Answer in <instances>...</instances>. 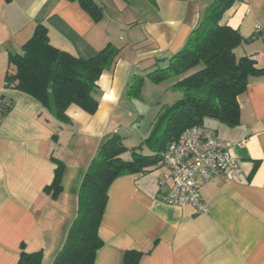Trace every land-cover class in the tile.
Wrapping results in <instances>:
<instances>
[{
  "label": "crops",
  "instance_id": "crops-1",
  "mask_svg": "<svg viewBox=\"0 0 264 264\" xmlns=\"http://www.w3.org/2000/svg\"><path fill=\"white\" fill-rule=\"evenodd\" d=\"M92 1L103 10L99 21L77 1L0 0V100L10 106L0 121V264H17L22 250L41 252V264L53 263L100 147L114 134L128 149L137 147L158 115L145 135L131 138L145 111L142 96L125 93L130 76L165 67L215 0ZM38 25L53 48L77 58H91L107 44L119 49L97 82L94 115L72 105L61 122L34 98L5 87L9 56L21 52ZM220 25L243 40L235 56L264 70V36L256 31L264 29V0H235ZM238 102V125L209 122L217 139L230 144L239 171L233 181L215 178L201 186L206 212L159 200L169 183L165 172H153L163 166L119 177L108 188L94 264H121L127 251L142 253L139 264H264V72L249 79ZM53 158L63 167L56 197L45 191L54 177Z\"/></svg>",
  "mask_w": 264,
  "mask_h": 264
},
{
  "label": "trees",
  "instance_id": "trees-1",
  "mask_svg": "<svg viewBox=\"0 0 264 264\" xmlns=\"http://www.w3.org/2000/svg\"><path fill=\"white\" fill-rule=\"evenodd\" d=\"M69 1H77L94 21L103 17L102 8L92 0ZM234 1L215 0L191 30L183 47L167 59L165 67L145 76H130L125 88L130 98L141 100L145 78L153 84L173 80L170 89L180 92L182 98L160 109L149 136L137 147L128 149L117 134L100 147L85 171L78 192L77 215L52 264H94L96 251L102 246L98 230L107 192L115 179L163 166L162 151L189 127L209 126L212 121L229 127L239 124L238 98L246 91L249 79L264 70L257 69L251 58L235 56L234 49L243 40L237 30L220 25L223 14ZM118 53L119 49L107 44L91 58L71 56L53 48L46 29L38 25L21 52L9 56L5 87L34 98L61 122L67 121L66 110L72 105L94 115L98 109L97 82L117 61ZM9 109L10 106L2 116ZM162 124L160 135L155 137ZM53 161L54 177L45 191L56 197L61 191L63 167L58 160L53 158ZM141 257L140 252L127 251L121 264H139ZM41 260V252L22 250L17 264H41Z\"/></svg>",
  "mask_w": 264,
  "mask_h": 264
},
{
  "label": "built area",
  "instance_id": "built-area-1",
  "mask_svg": "<svg viewBox=\"0 0 264 264\" xmlns=\"http://www.w3.org/2000/svg\"><path fill=\"white\" fill-rule=\"evenodd\" d=\"M256 31L264 36V29ZM9 104L0 100V121ZM242 143V142H240ZM165 168L167 191L160 201L174 207H191L195 214L206 212L200 197L202 185L215 178L233 181L238 175L239 162L230 153V144L220 141L208 126L195 125L185 129L177 140L167 144L161 153Z\"/></svg>",
  "mask_w": 264,
  "mask_h": 264
},
{
  "label": "rangeland",
  "instance_id": "rangeland-1",
  "mask_svg": "<svg viewBox=\"0 0 264 264\" xmlns=\"http://www.w3.org/2000/svg\"><path fill=\"white\" fill-rule=\"evenodd\" d=\"M131 11L130 13H132ZM148 83H144V86L141 91V96L144 99L143 109H144V115L142 117L141 124L139 126V129L136 132H133V136L131 138L136 139L138 136H143L146 134L150 127L151 121H153L156 113L160 111L161 108L165 106H172L177 101H179L182 98V95L180 92L172 91L170 89V84L173 83V80H167L165 82H162L160 84H153L147 79ZM141 108V107H140ZM157 113V114H158ZM163 129V124L160 125L158 131L155 134V137L159 136L161 131ZM133 130V129H131ZM154 137V139H155ZM164 168V167H163ZM159 168L158 170L154 171L153 173H158L160 171L165 172V168ZM162 174V173H161ZM160 174V175H161Z\"/></svg>",
  "mask_w": 264,
  "mask_h": 264
}]
</instances>
